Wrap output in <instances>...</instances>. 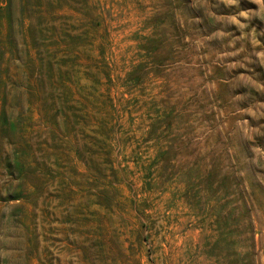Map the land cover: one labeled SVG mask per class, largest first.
I'll return each mask as SVG.
<instances>
[{
    "label": "rangeland",
    "instance_id": "374dc122",
    "mask_svg": "<svg viewBox=\"0 0 264 264\" xmlns=\"http://www.w3.org/2000/svg\"><path fill=\"white\" fill-rule=\"evenodd\" d=\"M0 264H264V0H0Z\"/></svg>",
    "mask_w": 264,
    "mask_h": 264
},
{
    "label": "clouds",
    "instance_id": "9594fccd",
    "mask_svg": "<svg viewBox=\"0 0 264 264\" xmlns=\"http://www.w3.org/2000/svg\"><path fill=\"white\" fill-rule=\"evenodd\" d=\"M257 3H259V0H256Z\"/></svg>",
    "mask_w": 264,
    "mask_h": 264
}]
</instances>
